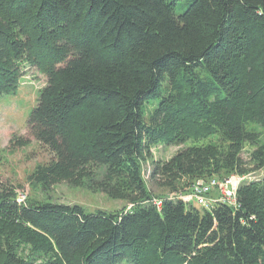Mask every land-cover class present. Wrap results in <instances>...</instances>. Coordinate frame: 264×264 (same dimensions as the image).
I'll return each instance as SVG.
<instances>
[{"label": "trees", "instance_id": "obj_1", "mask_svg": "<svg viewBox=\"0 0 264 264\" xmlns=\"http://www.w3.org/2000/svg\"><path fill=\"white\" fill-rule=\"evenodd\" d=\"M178 1L0 0V94L15 90L25 61L46 75L27 124L53 159L27 180L38 188L104 168L106 186L122 182L116 195L131 204L19 202L0 175V264H264L263 177L233 203L149 202L145 143L213 138L155 164L152 178L173 191L244 172L246 144L264 168V0H187L177 13ZM23 229L40 260L17 253Z\"/></svg>", "mask_w": 264, "mask_h": 264}, {"label": "rangeland", "instance_id": "obj_2", "mask_svg": "<svg viewBox=\"0 0 264 264\" xmlns=\"http://www.w3.org/2000/svg\"><path fill=\"white\" fill-rule=\"evenodd\" d=\"M187 0H179L176 6V12L179 13ZM40 62H42L40 60ZM170 78L162 82L165 92L168 91ZM46 83V75L40 71L36 65L24 62L23 70L19 74L18 82L14 91L0 94V175L4 180L11 182L17 187L16 193L19 202L33 199L38 202L52 201L61 204L79 205L86 211L96 210L114 211L120 210L125 206V210L130 209L131 204L116 195L120 192L122 182H112L106 186L104 179L106 171L104 168L91 167L88 170L80 171L73 176L63 177L54 176L49 182L38 188L32 186L27 180V176L38 164H48L53 159V154L43 145H41L29 131L27 120L32 108L38 101L40 89ZM158 95V94H157ZM160 98L158 96L150 97L145 102V116L156 109ZM256 131L261 128L257 125H248ZM213 138H205L199 141L191 138L166 140L160 139L157 143H145L141 150L140 166L142 167V177L153 194L149 200L150 203H160L162 196L169 198H180L190 205L207 207L206 200L214 205L227 201L233 203L235 188L249 183H259L261 177L264 178V168L256 167L250 161L249 153L252 147L244 145L240 152L244 162L241 171H233L223 176L212 175L207 181H213L215 186L205 191V185H198V180L184 186L182 183L176 191L165 187L163 181L165 177L157 175L152 178L155 164H169L170 159L177 153L187 150V148L206 145ZM213 179V180H212ZM162 185V186H161ZM208 191V192H207ZM201 193V194H200ZM116 195V196H115ZM201 198L202 201H199ZM221 204V203H220ZM3 229V227H2ZM26 230L18 231L20 235L17 253L27 260L35 255L33 252L34 236L27 235ZM36 256V255H35ZM33 256V257H35ZM40 260L39 257H35ZM118 264H130L124 260Z\"/></svg>", "mask_w": 264, "mask_h": 264}, {"label": "built area", "instance_id": "obj_3", "mask_svg": "<svg viewBox=\"0 0 264 264\" xmlns=\"http://www.w3.org/2000/svg\"><path fill=\"white\" fill-rule=\"evenodd\" d=\"M212 180H213V179H212ZM202 184H206V185L204 186V187H205V191L208 190L210 187L212 188L213 186H215L214 182H213V181H210V180L207 181V182H205V183H204V180H199L198 185H202ZM211 188H210V189H211ZM235 189L237 190V188H235ZM208 191H209V190H208ZM208 191H207V192H208ZM200 194H201V193H200ZM233 196H234V199H235V194H234ZM234 199H233V200H234ZM199 201H202L201 198H199ZM223 202H227V201H223ZM205 204L207 205L208 203H205Z\"/></svg>", "mask_w": 264, "mask_h": 264}]
</instances>
